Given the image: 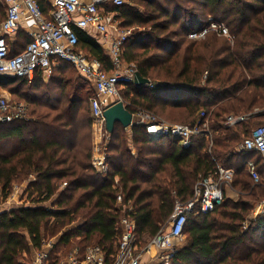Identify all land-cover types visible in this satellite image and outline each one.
Listing matches in <instances>:
<instances>
[{
    "label": "trees",
    "instance_id": "16d2710c",
    "mask_svg": "<svg viewBox=\"0 0 264 264\" xmlns=\"http://www.w3.org/2000/svg\"><path fill=\"white\" fill-rule=\"evenodd\" d=\"M37 1L48 14L46 0ZM132 1L106 7L119 13L122 28L141 30L126 41L123 58L154 87L126 85L121 101L132 114L144 110L189 126L204 112L211 133L194 136L185 148L169 137L152 138L144 125L117 124L104 176L92 165L96 90L89 79L65 61L48 83L39 74L33 82L0 76V89L15 96L28 85L23 100L30 106L28 120L0 123V196L5 202L15 186H23L31 203L0 212V264H33L35 252L51 239L49 264H61L73 249L83 257L93 245L110 259L117 254L125 215L135 221L138 241L145 245L167 225L176 201H190L196 184L219 167L235 171L233 186L241 200L224 198L211 212L190 213L185 243L171 264H264V220L249 221L264 186L254 184L248 168L255 162L264 177L263 160L257 151L237 152L264 124V0ZM5 14L0 1V22ZM210 18L224 24L233 40L217 33L188 38ZM75 32L79 50L113 72L98 38ZM7 42L14 56L30 38L7 37ZM229 115L247 119L230 128ZM247 221L251 227L245 230Z\"/></svg>",
    "mask_w": 264,
    "mask_h": 264
},
{
    "label": "built area",
    "instance_id": "2783aa9c",
    "mask_svg": "<svg viewBox=\"0 0 264 264\" xmlns=\"http://www.w3.org/2000/svg\"><path fill=\"white\" fill-rule=\"evenodd\" d=\"M7 4L6 18L0 22V76H12L33 82L36 75L50 79L59 61L70 63L81 75L89 79L96 90L91 100V112L95 126L99 131L93 146L92 165L101 175L109 172V144L111 134L107 131L105 111L121 101L120 90L134 83L138 73L135 64L125 62L124 45L132 35V30L117 28L115 16L119 13L108 10L110 3L116 7L129 4V0H51V10L46 14L37 0H4ZM30 22L35 29L28 31L30 42L18 55L11 56V47L7 37L15 35L22 21ZM75 28L88 31L98 38L112 58L115 70L106 72L101 62L82 52L78 48ZM92 30V31H91ZM215 31L219 37L233 40L224 24L209 23L189 33L191 40L205 39ZM148 87L153 88L150 81ZM135 124L144 125L152 138L169 137L188 148L193 137L210 134V120L202 112L193 126L170 123L153 113L139 110L133 114ZM28 106L23 103L11 104L8 96L0 95V123L28 120ZM247 116L229 115L225 125L234 127L245 121ZM257 151L264 166V124L253 129L237 148V152ZM249 172L255 185L264 186L255 162L248 163ZM235 171L219 167L208 178L201 179L195 187L194 197L188 202L177 200L171 219L162 231L140 245L136 224L132 217L125 215L121 219L122 234L117 254L110 259L98 245L88 247L83 257L74 250L62 264H171L172 259L186 239L184 232L188 215L197 208L208 213L220 205L225 198V190L233 183ZM66 186V184H64ZM64 186V187H65ZM122 197H118L119 204ZM31 205V203H30ZM264 216V200L260 204L259 215ZM53 243H46L38 252L33 264H49Z\"/></svg>",
    "mask_w": 264,
    "mask_h": 264
},
{
    "label": "rangeland",
    "instance_id": "374dc122",
    "mask_svg": "<svg viewBox=\"0 0 264 264\" xmlns=\"http://www.w3.org/2000/svg\"><path fill=\"white\" fill-rule=\"evenodd\" d=\"M129 4H132V5H134V2L132 1V0H129ZM137 6V5H136ZM115 25L117 26V28L118 27H120L121 29H122V27H121V25H122V21H121V19L120 18H118L117 16H115ZM124 29V28H123ZM139 31H141V30H139L138 28H135L134 30H132V32L133 33H136V32H139ZM212 33H215V31H212V32H210L209 33V35L210 34H212ZM229 34L231 35V33L229 32ZM208 36V35H207ZM219 37V36H218ZM232 37V36H231ZM221 38V37H220ZM225 38H227V37H225ZM228 40H230L229 38H227ZM45 83H48L49 81H44ZM20 91H23V95L24 94H27V92H28V85L26 86V85H22L21 86V89H20ZM0 95H3V96H8L9 98H10V100H11V104H17V103H23V104H25L26 106H28V116L30 117V106H29V103L27 102V101H24L23 100V95H22V93H20V94H18V95H14V94H12V93H10L9 91H6V90H4V89H0ZM20 98V99H19ZM121 99H123L122 97H121ZM163 120H166V121H168V122H170V123H173V120L172 119H166L164 116L163 117H161ZM259 122V121H258ZM256 125H258V123H256L254 126H256ZM254 126H252V127H254ZM230 128H232V127H230ZM130 132V131H129ZM97 133L99 134V131L97 130V128H96V126H95V122H94V120H93V124H92V143H93V146H94V144H95V142H96V137H98L97 136ZM211 133V132H210ZM109 141H110V139H109ZM241 144V143H240ZM239 144V145H240ZM239 145H238V147H239ZM237 147V148H238ZM234 182V181H233ZM233 184L234 183H232L226 190H225V199H230V200H232V201H234V202H239L240 200H241V195L238 193V191H236V188H235V186H233ZM0 200H3V198L0 196ZM16 200V199H15ZM264 200V198L263 199H261L260 201H258V202H256L255 203V205H254V209L251 211V213H250V217H249V221H250V219L252 220V221H255V220H257V219H259L260 217H262V220H264V216L263 215H259V211H260V204H261V202ZM4 202H0V204L2 205ZM16 205V207L17 206H19V203H16L15 204ZM9 206V205H8ZM7 206V207H8ZM249 221H247V223H246V225L244 226V229L245 230H248L251 226H250V223H249ZM186 240V239H185ZM185 240H184V242H182V246H183V244L185 243ZM50 243H55V241H53L52 239L49 241ZM73 242H76V240H74ZM78 242V241H77ZM147 242H149V239H148V241ZM141 245H143V244H141ZM181 246V247H182ZM75 249H73V251H74ZM72 252H69V251H67L65 254L66 255H64V257H62V260H61V264L62 263H66V261H67V258L70 256V254H71Z\"/></svg>",
    "mask_w": 264,
    "mask_h": 264
},
{
    "label": "water",
    "instance_id": "95a60500",
    "mask_svg": "<svg viewBox=\"0 0 264 264\" xmlns=\"http://www.w3.org/2000/svg\"><path fill=\"white\" fill-rule=\"evenodd\" d=\"M134 84L137 87L147 86L150 84L148 78H144L139 72L136 74ZM104 118L106 121L107 131L112 134L117 124H121L125 129H131L135 126L133 114L126 108L122 101H119L109 107L105 113ZM154 137L155 139L160 138Z\"/></svg>",
    "mask_w": 264,
    "mask_h": 264
},
{
    "label": "crops",
    "instance_id": "0c3cea01",
    "mask_svg": "<svg viewBox=\"0 0 264 264\" xmlns=\"http://www.w3.org/2000/svg\"><path fill=\"white\" fill-rule=\"evenodd\" d=\"M2 5L4 6V11L6 13L7 10V4L5 3L4 0H0ZM88 1V0H86ZM46 5L48 8V11L51 10V0H46ZM6 15V14H5ZM35 29V26L30 23V22H26L25 20L22 21L21 23V28L19 29V31L13 35V36H9L10 39L15 40L16 38L19 39H26L28 36V31ZM92 31V30H91ZM44 81H49L50 79L48 78H43ZM27 196L28 194H26V191L24 189V187H19V186H15L12 195L4 202L3 200H0V202H4L2 205L0 204V212H3L7 209L10 208H16V203H19V206H30V202L27 200ZM16 199V200H15ZM27 200V203H26ZM9 205V206H8ZM8 206V207H7ZM38 252H35L34 256H33V261L35 256L37 255Z\"/></svg>",
    "mask_w": 264,
    "mask_h": 264
}]
</instances>
